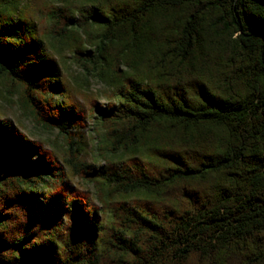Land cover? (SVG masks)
Here are the masks:
<instances>
[{"label":"trees","instance_id":"obj_1","mask_svg":"<svg viewBox=\"0 0 264 264\" xmlns=\"http://www.w3.org/2000/svg\"><path fill=\"white\" fill-rule=\"evenodd\" d=\"M32 1L0 0V77L67 138L58 61L103 84L102 163L0 121V264H264V0H46L42 32Z\"/></svg>","mask_w":264,"mask_h":264},{"label":"rangeland","instance_id":"obj_2","mask_svg":"<svg viewBox=\"0 0 264 264\" xmlns=\"http://www.w3.org/2000/svg\"><path fill=\"white\" fill-rule=\"evenodd\" d=\"M46 0H33L32 9L38 20V29L42 32L46 25L43 6ZM54 56V55H53ZM55 57V56H54ZM56 58V57H55ZM58 61V58H56ZM61 67V81L64 84L65 91L63 97L57 96V100L62 99L71 103V105L85 116L83 127H77L68 130L71 136L67 138L56 130H51L37 125L32 117L21 112L15 104L18 87L9 86V84L0 77V121L9 120L17 128L20 134L29 142H34L42 146L44 150L53 152L58 159L62 158L64 151L68 148V140L75 143L80 150V160L86 164L98 165L102 163L96 144L95 130L91 118L92 103L94 101L100 107L107 104V92L103 84L99 83L92 77L84 76L78 68L72 64H63L58 61ZM86 85H88L86 87ZM97 111V110H96ZM73 184L80 189L90 190L91 186L87 185L79 178L72 180Z\"/></svg>","mask_w":264,"mask_h":264}]
</instances>
